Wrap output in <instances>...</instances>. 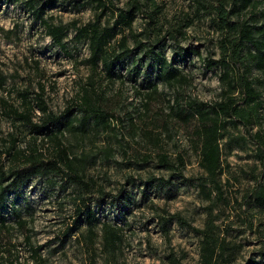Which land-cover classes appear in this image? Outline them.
Here are the masks:
<instances>
[{
	"label": "rangeland",
	"instance_id": "rangeland-1",
	"mask_svg": "<svg viewBox=\"0 0 264 264\" xmlns=\"http://www.w3.org/2000/svg\"><path fill=\"white\" fill-rule=\"evenodd\" d=\"M28 1L0 2V147L15 138L16 148L29 152L36 146L50 157L55 142L34 132L29 123L14 119L11 109L26 112L25 96L31 103L26 112L30 123L40 124L44 113L35 102L41 97L46 113L72 118L79 114L72 102L88 84L101 94L98 104L107 112L109 128L83 134L71 127L61 129L62 144L89 184L88 190L63 180L50 184L33 178L20 195L8 194L0 209V217H5V225H0V264H200L201 234L197 231L208 226L225 247L227 256L221 264H264V206L251 197L257 182H264L251 137L255 131L264 136V108L258 123L249 129L227 124L221 140V192L213 189L210 197L198 185L204 172L192 143L195 120L185 121L176 115V108L186 109L192 101L209 105L222 101L221 93L227 89L220 79L222 69L206 68L203 63L206 57H221L220 41L225 32L215 23L214 13L208 12V5L216 0H154L165 57L174 59L184 75L170 85L156 79L151 68H145L149 77L144 69L133 77L127 71V60L118 69L120 76L108 79L100 69L92 71L84 62L88 56L85 45L62 54L34 20ZM86 1L34 0L36 5H45L44 15L52 16L53 22L75 21L78 25L93 20L100 10ZM111 2L115 14V8H125L128 0ZM105 4L111 6L110 1ZM145 10L133 21L132 34L142 31L150 7ZM113 20L105 10L102 24ZM177 27L181 33L175 43L169 35ZM117 31L112 43L128 32ZM128 43L131 45V39ZM178 48L191 53L179 58ZM262 76L258 70H250L249 78ZM148 78L156 84V92L150 96L146 95L150 92ZM257 85L264 101V83ZM229 94L240 101L237 91ZM57 125L50 123L48 128L55 131ZM161 154L179 167L182 178H171L174 170L160 165ZM83 156L86 159L81 163ZM10 159H5L6 167ZM151 177L170 178L171 182L158 190L149 182ZM119 189L132 196L122 205V212L106 203ZM85 196L100 220L108 219L121 228V242L113 258L101 246L100 224L92 244L84 237L86 220L76 219V204ZM96 198L103 199L97 202ZM170 215L181 221L173 218L164 231L160 217Z\"/></svg>",
	"mask_w": 264,
	"mask_h": 264
},
{
	"label": "trees",
	"instance_id": "trees-1",
	"mask_svg": "<svg viewBox=\"0 0 264 264\" xmlns=\"http://www.w3.org/2000/svg\"><path fill=\"white\" fill-rule=\"evenodd\" d=\"M8 1V0H0ZM110 1L111 6L106 5ZM112 0H87L85 3H92L96 12L95 18L82 25L73 21L67 24L53 22L52 16H45L44 6L36 5L34 0L28 1L31 9V15L35 21H39L46 36L51 39V43L59 49L62 54H68L71 47L85 45L88 50V56L84 62L92 71L100 69L104 77L111 79L119 77L118 69L124 66L122 63L127 60L130 68L127 71L135 75L142 73L144 69L145 76L149 77L145 68H151L155 78L170 85L184 79L181 70L175 66L174 59L167 60L164 54V46L161 44L159 30L157 29V12L158 8L154 0H128L125 8H115L114 14ZM264 5V0H216V4H209V13L216 16L215 23L218 28L225 32L220 41L221 57L214 60L210 57L203 59L206 68H220L222 74L220 79L225 83L226 90L221 94L223 100L207 104L205 102L192 101L188 103L186 109L176 108V115L182 119L195 120L193 129L192 143L198 152V165L202 169L203 176L198 183L200 191L210 197L212 190L220 193L218 186L219 176L223 171V162L221 158V140L225 138L227 124L234 126L240 124L246 129L256 125L259 121L261 112L264 108V101L261 99V93L258 90V83H264V6L261 10L258 8ZM149 12L145 14V22L141 32H131L132 23L139 13H143L145 8ZM105 10L114 17L112 24L103 25L101 22L102 14ZM253 11V13H252ZM114 15V16H113ZM127 30L122 33L116 43L114 39L117 30ZM70 31L72 35L69 36ZM167 33L168 30H167ZM181 33L180 28L173 29L170 37L175 43H178V35ZM131 39V45L128 40ZM188 50L178 48L177 56L183 58L190 54ZM256 69L263 73L262 78H249L250 70ZM150 72V73H151ZM81 88L80 94H77L72 104L79 111L72 118L58 117L51 113H46V107L41 97H37L35 102L38 109L44 113L40 119V124H31L29 115L26 112L31 108V103L26 100L24 105L26 112H19L12 108L11 111L15 116L14 119H21L24 123H29L34 132L43 133L46 137L55 142V148L50 157H45L37 147L31 148L30 151L21 150L14 146L15 138L7 146L0 147V209L5 206L8 194H21V188L33 178H43L47 183L53 184L57 180H63L66 183L72 182L89 189V184L82 178L77 165L73 163L69 156L67 146L62 144L61 134L63 127H71L83 134L91 129L105 130L109 128L107 112L98 104L101 97L91 84ZM146 88L150 92L146 95L156 92L154 80L147 79ZM237 91L240 101L230 96V92ZM70 110L72 108H69ZM67 109V111L69 110ZM182 116V117H181ZM50 123L59 124L56 130L48 128ZM76 123V124H74ZM255 142V157L262 166L261 175L264 176V136L255 131L251 135ZM11 157V163L6 167L5 159ZM161 166L171 172V178L181 177L179 167L174 165L171 160L164 154L158 156ZM85 156L80 157L82 163ZM181 162V161H180ZM181 162V166H182ZM149 182L154 185L155 189H161L167 186L171 179L162 177H151ZM210 184V188H207ZM167 192V191H165ZM251 197L257 205L264 206V182L258 181L252 189ZM86 196L80 197L79 204H76V219L85 218L86 229L84 237L92 244L96 237V229L99 226L101 246L108 257L113 258L121 242V228L108 219L100 220L94 209L86 204ZM103 198H96L97 202ZM132 200V196L127 194L123 189H119L114 195L109 196L108 207H115L118 211H123L122 205H126ZM180 220L179 217L170 215L160 217L162 229L167 231L172 219ZM76 223V220H75ZM0 225H5V217H0ZM71 230L68 228L67 232ZM201 234L199 257L200 264H221L226 260L227 254L225 247L220 245L212 230L208 227L197 231ZM35 252V250H33ZM264 253V252H262ZM7 264H15L9 261Z\"/></svg>",
	"mask_w": 264,
	"mask_h": 264
}]
</instances>
